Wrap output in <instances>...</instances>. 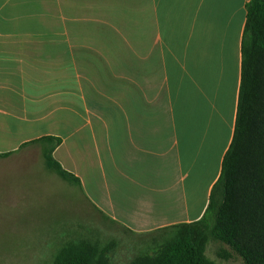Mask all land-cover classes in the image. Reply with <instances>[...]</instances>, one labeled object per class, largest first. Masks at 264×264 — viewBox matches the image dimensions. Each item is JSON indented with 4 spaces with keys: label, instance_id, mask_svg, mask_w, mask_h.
I'll return each mask as SVG.
<instances>
[{
    "label": "crops",
    "instance_id": "1",
    "mask_svg": "<svg viewBox=\"0 0 264 264\" xmlns=\"http://www.w3.org/2000/svg\"><path fill=\"white\" fill-rule=\"evenodd\" d=\"M251 1L131 0L118 70L69 37L0 36V154L61 138L54 158L111 222L148 235L201 220L234 137ZM51 2L69 28L80 0Z\"/></svg>",
    "mask_w": 264,
    "mask_h": 264
},
{
    "label": "rangeland",
    "instance_id": "2",
    "mask_svg": "<svg viewBox=\"0 0 264 264\" xmlns=\"http://www.w3.org/2000/svg\"><path fill=\"white\" fill-rule=\"evenodd\" d=\"M79 3L68 15L70 27L64 28L51 0H0V36L69 37L84 44L77 50L102 55L105 70H118L122 60H130V46L111 44H130L131 0ZM25 147L21 154L0 158V264H49L66 246V253L90 251L106 264H132L140 255L153 257L158 242L171 236L135 234L106 219L87 204L80 186L47 169L40 144ZM206 257L214 264H245L213 237Z\"/></svg>",
    "mask_w": 264,
    "mask_h": 264
},
{
    "label": "trees",
    "instance_id": "3",
    "mask_svg": "<svg viewBox=\"0 0 264 264\" xmlns=\"http://www.w3.org/2000/svg\"><path fill=\"white\" fill-rule=\"evenodd\" d=\"M242 54L234 137L203 218L159 231L171 236L158 242L153 257L143 254L132 264H214L206 257L212 237L231 247L245 264H264V0H252L247 7ZM33 144L41 145L48 170L81 187L80 180L54 158L61 138L47 136L24 146ZM10 155L0 154V158ZM67 249L58 250L49 264H106L93 252L66 253Z\"/></svg>",
    "mask_w": 264,
    "mask_h": 264
}]
</instances>
